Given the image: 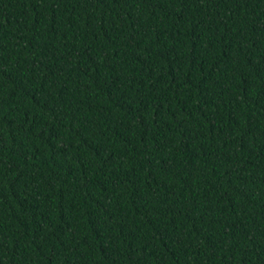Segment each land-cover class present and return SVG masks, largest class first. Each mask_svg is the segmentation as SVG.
<instances>
[{"label":"trees","instance_id":"obj_1","mask_svg":"<svg viewBox=\"0 0 264 264\" xmlns=\"http://www.w3.org/2000/svg\"><path fill=\"white\" fill-rule=\"evenodd\" d=\"M0 264H264V0H0Z\"/></svg>","mask_w":264,"mask_h":264}]
</instances>
